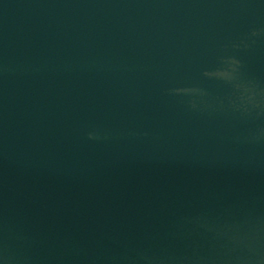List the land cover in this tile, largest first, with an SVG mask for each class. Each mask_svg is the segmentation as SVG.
I'll use <instances>...</instances> for the list:
<instances>
[{
	"label": "clouds",
	"instance_id": "1",
	"mask_svg": "<svg viewBox=\"0 0 264 264\" xmlns=\"http://www.w3.org/2000/svg\"><path fill=\"white\" fill-rule=\"evenodd\" d=\"M264 32V30H261ZM261 32L253 30L251 33L252 37L260 35ZM242 62L236 56H226L221 60L219 67L205 71L204 75L210 79H216L224 82L225 84L232 87L237 96L232 102V106L236 111L241 112L245 115H251L255 113L256 115L264 114V92L259 90L257 84L251 80H244L241 74ZM176 95H183L192 97L190 100L191 107L196 109L198 106V100L196 98H202L206 95L205 91L199 87H180L171 90ZM264 135V133H261ZM101 136L98 132H90L89 139H100ZM259 137H253V140ZM201 226L211 229V226L207 221H201ZM231 229L225 226L221 230V234L227 235ZM6 264H12L15 259L13 257L5 256ZM147 259V258H146ZM151 264V260H149Z\"/></svg>",
	"mask_w": 264,
	"mask_h": 264
}]
</instances>
